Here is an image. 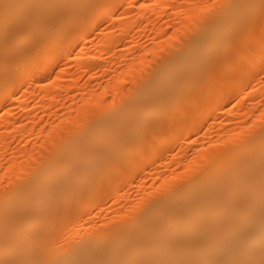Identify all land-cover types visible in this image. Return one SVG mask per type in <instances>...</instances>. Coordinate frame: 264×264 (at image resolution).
Segmentation results:
<instances>
[{"label":"bare ground","instance_id":"6f19581e","mask_svg":"<svg viewBox=\"0 0 264 264\" xmlns=\"http://www.w3.org/2000/svg\"><path fill=\"white\" fill-rule=\"evenodd\" d=\"M150 1L0 0V264H264V0Z\"/></svg>","mask_w":264,"mask_h":264},{"label":"rangeland","instance_id":"374dc122","mask_svg":"<svg viewBox=\"0 0 264 264\" xmlns=\"http://www.w3.org/2000/svg\"><path fill=\"white\" fill-rule=\"evenodd\" d=\"M192 1H194V3L196 2V5L199 2V0H192ZM208 1L209 0H201L198 6L200 7L201 4L208 2ZM150 3H151L150 0H138V4L148 5V8H150L149 10L152 12V16L155 17L157 20L164 18L165 14H156V11H157L155 10L156 4L155 3L150 4ZM175 9H176L175 6L171 7L169 9V13L172 14V12H174ZM151 36H153V33L148 26L145 27V29L141 28L138 30V38H140L141 41H144L143 44H145L148 41V38ZM143 44L138 45V46L143 47L142 46ZM132 55L133 54L128 53L126 57H121L119 55V52L117 51L115 53V57L111 59L110 52H107V54H104V58L101 60V62L103 61V64H104L103 66L107 67V69L105 72L100 73L98 75V80L104 81L108 79L109 77H111L113 74H116V77H118V72L122 71L123 68L126 67L124 66V64L128 65V63L132 61V60L130 61V58L132 57ZM156 57L157 55L152 56L147 53L146 56L143 57V59L140 62L138 61V63L145 62V63H149L150 65H153L154 63L158 62V59ZM96 68L97 67L93 66L91 70H95ZM86 78H87V75L85 74L80 76L78 79L79 83H82ZM88 81L90 83L96 82V80L93 78L92 79L89 78ZM109 95L110 94L108 92L106 96L108 97ZM23 99L27 100V96H25ZM231 103H232V100H228L224 103V107H222L219 112H218V109H216L214 113V117L210 121L202 124L200 129L197 132H194L192 134V137L190 139H192L193 141L189 142L183 139V140H179L178 142H175L171 147V152H172L171 154L174 155V153H177V152H184L185 153V164L186 163L188 164L189 160L193 159V156L195 154V149L197 147H199L200 150H206V148H208L207 145L209 144V142L211 143L210 146H212L215 142H217L219 139V135H220L219 132H224L223 129L219 128L221 124L220 120L222 119V116L225 114V110H226L225 108L230 106ZM11 104L12 106H14V110L17 111V109L19 108L18 107L19 99L12 100ZM26 138H28L27 133H25L22 136L21 133L18 131V132H15L14 135L8 137V144L13 148L17 146H22ZM6 162H7V158L0 156V163L6 164ZM159 168L160 167H157L155 162L148 164L144 170L138 173L137 176L131 178L125 184V186L122 188L121 191L127 195H130V198L132 199L135 198L137 186L138 188L140 187V189L138 190H143L141 189L143 187L149 188L148 186L150 185V182L152 181V176L156 174V170H158ZM166 170L168 171L170 169L167 168Z\"/></svg>","mask_w":264,"mask_h":264}]
</instances>
